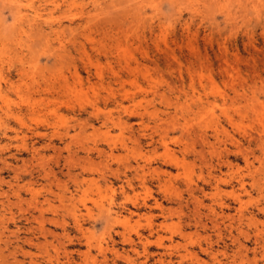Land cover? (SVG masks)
Instances as JSON below:
<instances>
[{
    "label": "rangeland",
    "instance_id": "374dc122",
    "mask_svg": "<svg viewBox=\"0 0 264 264\" xmlns=\"http://www.w3.org/2000/svg\"><path fill=\"white\" fill-rule=\"evenodd\" d=\"M53 1L0 0V264H264V0Z\"/></svg>",
    "mask_w": 264,
    "mask_h": 264
},
{
    "label": "bare ground",
    "instance_id": "6f19581e",
    "mask_svg": "<svg viewBox=\"0 0 264 264\" xmlns=\"http://www.w3.org/2000/svg\"><path fill=\"white\" fill-rule=\"evenodd\" d=\"M11 1V0H10ZM42 1H44V0H42ZM57 1V0H56ZM47 2V1H46ZM53 2H55V0L53 1ZM54 5H58V3L57 2H55L54 3ZM55 6V7H56ZM49 7V6H48ZM13 10H15V9H13ZM35 15H37V13L35 14ZM38 17V16H37ZM21 18V17H20ZM206 103H208V102H206ZM212 104V103H211ZM211 106V105H210ZM223 106H224V104H223ZM249 106V105H248ZM245 107V106H244ZM247 107V106H246ZM250 107V106H249ZM248 107V108H249ZM251 107H253V106H251ZM146 109V108H145ZM253 109H254V107H253ZM212 111V110H211ZM251 111V110H250ZM126 113H128V114H130V115H135L136 113L134 112V111H129L128 110V108H127V110H126ZM136 115H138V116H140L141 118L143 117V115L144 114H136ZM107 121H112V119L110 118V116H109V113H108V116H107V119H106ZM142 120V119H141ZM230 121H231V119H229ZM118 123V122H117ZM84 124V123H83ZM114 124V123H113ZM142 124H143V122H142ZM164 124V123H163ZM117 125V124H116ZM165 128V127H164ZM172 128V127H171ZM154 129V128H153ZM156 132H154L153 134H150V135H148V138H149V145H153V144H162L163 146H165L166 147V142H165V140H166V135H164V134H161V133H158L157 132V130H155ZM130 133H131V131H130ZM163 133V132H162ZM185 134V133H184ZM193 134V133H192ZM67 135V134H66ZM204 135H206L205 133L202 135V134H200V135H197L198 137L197 138H199V139H201V138H206ZM248 135V134H247ZM38 136V135H37ZM43 136V135H42ZM40 134H39V137H42ZM249 136H251V135H249ZM55 137V136H54ZM252 137V136H251ZM196 138V139H197ZM194 139V138H193ZM202 141V140H201ZM137 143L139 142V141H136ZM192 145V144H191ZM97 151V150H96ZM112 151H110V153L107 155V157H109V156H111L112 155V153H111ZM97 153H100L99 151H97ZM166 161L169 163H171V164H175V165H177V166H179V164H181V163H178V160L176 159V158H174L172 155H170L169 153H168V151L166 152ZM128 165H129V163H128ZM127 164L126 165H124V166H126V168L125 169H130V168H132L131 166H128ZM137 165V167L136 168H134L133 167V169H134V173H135V171H137L138 169H140V171H141V175H137L138 174V171L134 174V175H136V177H135V179H137L139 182H140V185L142 186V187H144V185H145V180H144V174H145V172H144V170L145 169H147L148 171L151 169L150 167H146V166H141V165H138V163L136 164ZM154 172L155 171H158V170H153ZM153 173V172H152ZM113 175V174H112ZM158 179V178H157ZM160 181V180H159ZM130 182H131V180H127V183L126 184H128V185H130ZM166 184H162L161 185V182H159V188H162L163 186H165ZM186 189H187V192H188V194L189 195H191L192 193H193V191H194V189L190 186V185H187V187H186ZM218 189L219 188H216V190L210 195V197L211 198H213V199H215V200H217V198L216 197H218ZM147 190V192L144 194V195H146V197L147 196H150V191L148 190V189H146ZM31 191V190H30ZM220 191V190H219ZM221 192V191H220ZM219 192V193H220ZM32 194H35V193H33V192H31ZM31 194V195H32ZM35 196V195H34ZM33 195H32V197H34ZM144 198V197H143ZM143 200H145V198L143 199ZM191 203V202H190ZM133 204H135V202H133ZM137 204V203H136ZM143 205H146V203H145V201L143 202ZM155 205H156V207L157 208H159L161 211H163V208H162V205L161 204H158L157 202H155ZM192 205H193V209H192V212H193V210L194 211H196L195 213H196V215L198 214L199 216H197L198 217V219H199V221H200V218L202 217L201 215H203V213H201V208L202 209H204L205 208V206H203L202 205V202L201 201H198V200H196L195 198H193V202H192ZM222 206H224L223 205V203L220 201V203H219V208L221 209L222 208ZM195 208H196V210H195ZM169 211V210H168ZM208 212L210 213V214H212L213 215V218H212V224H213V226H217V223H218V221L216 220V218H218V219H221L222 217H223V214L222 215H220L219 216V214H216L214 211H212L211 210V208L210 207H208ZM41 216V215H40ZM193 216H195V214H194V212H193ZM149 218H151V217H149ZM194 218V217H193ZM192 218V219H193ZM195 219V218H194ZM224 219V218H223ZM75 220V219H74ZM222 220V219H221ZM197 221V223L196 224H198V225H201L202 226V228H204V223H200L198 220H196ZM195 221V222H196ZM126 222V221H125ZM124 223V222H123ZM75 224H76V226L78 227V229H80L81 228V226L80 225H78V223H77V220L75 221ZM155 224V223H154ZM147 227H148V229H150V230H152L153 229V223H152V221L151 220H149L148 219V223H147ZM158 228H160V229H168V227H167V225L166 224H159L158 225ZM205 228H207V226L205 227ZM41 229V228H40ZM45 229V228H44ZM217 230V229H216ZM80 231H81V229H80ZM218 231V230H217ZM171 233V236L170 237H163V236H161V235H159V234H156V237H155V239H154V241H149V240H146V243H145V245H144V247H143V250H144V252H146V250H147V247L145 248V246H149L150 244H154L156 247H158V248H161V249H166V250H172V249H175V247L174 246H171V245H169V246H167V245H165L164 244V242L163 241H171L172 240V233H173V231H171L170 232ZM45 235V234H44ZM123 236V235H122ZM123 242L124 243H127V244H129V246L132 244V240H131V238L130 237H126V236H123ZM88 246H89V248L91 247V244H88ZM183 248H184V254H181V255H179L178 257V259L180 260L179 261V263L181 264V263H183V262H185V261H190V262H193L194 264H199V262H200V260H199V258H198V254L195 252V253H190L189 251H188V249L185 247V246H183ZM97 250L99 251V253H103L104 252V250H103V248L101 247V246H98L97 247ZM202 252H207V253H209L208 252V249H203V250H201ZM88 252H89V249H88ZM115 254V256H116V258L117 259H122V260H124L125 262H127L128 264H130L131 262H133V261H131L128 257H123V256H121V255H119V254H117L116 252L114 253ZM51 255V254H50ZM168 258V257H167ZM212 258H213V260L214 261H217V257H216V255L213 253L212 254ZM163 262H165V263H169V262H166L165 260H163V261H160L159 262V264H163ZM82 263L83 264H87L88 263V260L86 259V257L85 258H83V260H82ZM96 262L94 261V262H92L91 264H95ZM126 263V264H127ZM113 264H115V261H114V263ZM142 264H146L145 262L144 263H142ZM219 264H221V263H219Z\"/></svg>",
    "mask_w": 264,
    "mask_h": 264
}]
</instances>
